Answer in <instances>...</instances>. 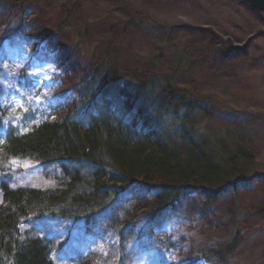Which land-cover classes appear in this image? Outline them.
<instances>
[{"label":"rangeland","instance_id":"obj_1","mask_svg":"<svg viewBox=\"0 0 264 264\" xmlns=\"http://www.w3.org/2000/svg\"><path fill=\"white\" fill-rule=\"evenodd\" d=\"M89 26L95 34L83 63L91 48H109L119 74L158 78L198 99L206 109L198 122L213 143L252 152L251 178L227 187L211 208L210 191H189L183 206L152 222L145 214L152 194L135 184L97 224L25 223L24 233L45 235L56 264H264V12L245 0H0V177L22 184L44 177L33 162L6 159V122L17 135L59 118L53 107L64 101L65 83L57 59ZM195 204L204 219L190 211Z\"/></svg>","mask_w":264,"mask_h":264},{"label":"trees","instance_id":"obj_2","mask_svg":"<svg viewBox=\"0 0 264 264\" xmlns=\"http://www.w3.org/2000/svg\"><path fill=\"white\" fill-rule=\"evenodd\" d=\"M61 27L70 28L69 22ZM93 27L78 30L57 59L65 83L64 101L53 107L59 118L17 135L6 122V159L33 162L44 177L24 184L0 177V264H56L47 237L27 236L23 225L97 223L119 193L135 184L152 194L145 212L152 222L165 209L179 207L175 203L183 206L180 200L189 191H210L205 205L211 208L227 187L251 178L252 152L239 143L229 149L220 138L213 143L198 122L206 111L198 99L188 100L158 78L119 74L109 48L100 53L91 48V62L83 63ZM124 27L131 31L134 20ZM189 209L207 216L198 204ZM236 242L227 246V254Z\"/></svg>","mask_w":264,"mask_h":264},{"label":"water","instance_id":"obj_3","mask_svg":"<svg viewBox=\"0 0 264 264\" xmlns=\"http://www.w3.org/2000/svg\"><path fill=\"white\" fill-rule=\"evenodd\" d=\"M248 3L254 6L259 12H264V0H246Z\"/></svg>","mask_w":264,"mask_h":264}]
</instances>
